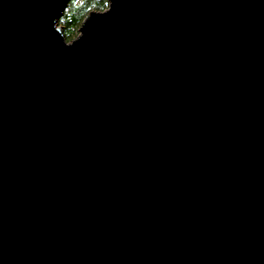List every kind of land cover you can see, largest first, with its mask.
I'll use <instances>...</instances> for the list:
<instances>
[{"label":"water","instance_id":"water-1","mask_svg":"<svg viewBox=\"0 0 264 264\" xmlns=\"http://www.w3.org/2000/svg\"><path fill=\"white\" fill-rule=\"evenodd\" d=\"M0 0V264H264V0Z\"/></svg>","mask_w":264,"mask_h":264},{"label":"trees","instance_id":"trees-1","mask_svg":"<svg viewBox=\"0 0 264 264\" xmlns=\"http://www.w3.org/2000/svg\"><path fill=\"white\" fill-rule=\"evenodd\" d=\"M107 5L108 0H71L67 3L57 22L61 26L65 39L70 41L78 35L80 25L90 11L104 10Z\"/></svg>","mask_w":264,"mask_h":264},{"label":"rangeland","instance_id":"rangeland-1","mask_svg":"<svg viewBox=\"0 0 264 264\" xmlns=\"http://www.w3.org/2000/svg\"><path fill=\"white\" fill-rule=\"evenodd\" d=\"M76 1H79V0H76ZM69 2H71V0H70ZM69 2H68V3H69ZM76 3H77V2H76ZM57 25H58V24H57ZM58 26H60V25H58ZM60 27H61V26H60Z\"/></svg>","mask_w":264,"mask_h":264}]
</instances>
